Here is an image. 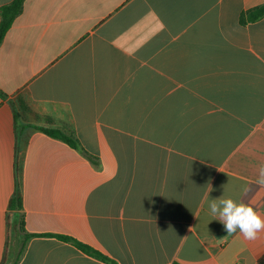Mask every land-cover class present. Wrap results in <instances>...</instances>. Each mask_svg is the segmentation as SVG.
<instances>
[{
    "label": "crops",
    "instance_id": "crops-1",
    "mask_svg": "<svg viewBox=\"0 0 264 264\" xmlns=\"http://www.w3.org/2000/svg\"><path fill=\"white\" fill-rule=\"evenodd\" d=\"M263 4L26 0L0 46V264L18 183V264H260L264 231L228 235L209 204L264 218V17L243 22Z\"/></svg>",
    "mask_w": 264,
    "mask_h": 264
},
{
    "label": "trees",
    "instance_id": "trees-1",
    "mask_svg": "<svg viewBox=\"0 0 264 264\" xmlns=\"http://www.w3.org/2000/svg\"><path fill=\"white\" fill-rule=\"evenodd\" d=\"M26 0H13L11 3L2 6L0 8V46L2 45L7 33L13 26L16 18L22 13L24 4ZM264 17V4L257 7L256 9L250 11L247 13L246 17H243V22H254ZM0 98L5 99L7 98L4 93L0 91ZM15 118L17 120V127L19 129V132L24 129V125H21L19 123V116L16 114ZM37 130L44 132L48 136L60 140L67 145H69L71 148L83 153V149L81 148L79 141L75 138L73 134H68L66 131H63L62 129H38ZM87 158L95 165H97V161L93 159L92 157L87 156ZM10 209L13 211L18 212L15 219V225H17L18 232L20 236L22 237L21 242L18 245V249L14 253H10V258L14 259L13 264H18L21 256L23 255L25 248H26V241L31 239L32 237H35V235H31L26 233L24 228V221L23 218L20 215L21 210L23 209V197L22 192L20 188V184H17V188L15 191V194L10 202ZM59 239L68 242L70 244H73L75 247H77L79 250L84 252L85 254L96 258L98 260H101L103 262H110L112 261L105 257L103 254L98 252L97 250L93 249L92 247L83 244L73 238L65 237V236H57ZM9 253V252H8ZM7 253V255H8ZM260 264H264V257L260 260Z\"/></svg>",
    "mask_w": 264,
    "mask_h": 264
},
{
    "label": "clouds",
    "instance_id": "clouds-1",
    "mask_svg": "<svg viewBox=\"0 0 264 264\" xmlns=\"http://www.w3.org/2000/svg\"><path fill=\"white\" fill-rule=\"evenodd\" d=\"M256 183L264 186V165L258 170ZM211 190L209 186V192ZM209 209L213 217L219 218L228 235L239 230L244 239L253 241L264 231V218L252 206L243 202L236 203L231 198L220 197L218 200H211Z\"/></svg>",
    "mask_w": 264,
    "mask_h": 264
},
{
    "label": "rangeland",
    "instance_id": "rangeland-1",
    "mask_svg": "<svg viewBox=\"0 0 264 264\" xmlns=\"http://www.w3.org/2000/svg\"><path fill=\"white\" fill-rule=\"evenodd\" d=\"M10 263L13 264L14 263V259L10 258Z\"/></svg>",
    "mask_w": 264,
    "mask_h": 264
}]
</instances>
